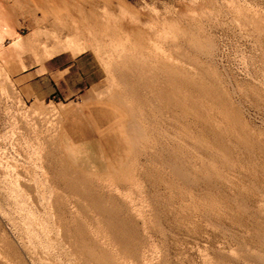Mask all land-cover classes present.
<instances>
[{
  "label": "rangeland",
  "instance_id": "374dc122",
  "mask_svg": "<svg viewBox=\"0 0 264 264\" xmlns=\"http://www.w3.org/2000/svg\"><path fill=\"white\" fill-rule=\"evenodd\" d=\"M72 1L0 0V264H264V0Z\"/></svg>",
  "mask_w": 264,
  "mask_h": 264
},
{
  "label": "bare ground",
  "instance_id": "6f19581e",
  "mask_svg": "<svg viewBox=\"0 0 264 264\" xmlns=\"http://www.w3.org/2000/svg\"><path fill=\"white\" fill-rule=\"evenodd\" d=\"M61 1V0H60ZM70 1H72V0H70ZM107 1V0H106ZM64 2H66L67 4H68V1H63V3ZM73 2V1H72ZM81 2H83V1H81ZM62 3V4H63ZM65 3V6L64 7H66L67 6V4ZM74 3H76L75 1H74ZM121 3H123L122 1L120 2V0H119V4L118 5H120ZM70 4H72V3H70ZM83 4V3H82ZM82 4L80 5V6H82ZM124 4V3H123ZM59 5H60V3H59ZM77 5H79V4H77ZM69 6V5H68ZM79 6V7H80ZM62 7V6H61ZM73 7H74V5H73ZM79 7H77V8H79ZM50 8L51 9H55V5L53 4V5H50ZM61 9V8H60ZM62 9H64L63 7H62ZM61 9V10H62ZM68 8L66 7L65 8V10H67ZM73 9V8H72ZM75 9V8H74ZM76 10V9H75ZM74 10V11H75ZM79 10V9H78ZM68 11H70V10H68ZM68 11H66V12H68ZM71 11H73V10H71ZM70 11V12H71ZM69 12V13H70ZM54 14V13H53ZM73 14V13H72ZM81 14H83V13H81ZM69 15H71V13L69 14ZM74 16V15H73ZM80 16V15H79ZM82 17V16H81ZM84 17V16H83ZM86 17V16H85ZM119 17V16H118ZM86 19H87V17H86ZM117 19V18H116ZM120 19H122L123 20V18H121L120 17ZM115 20V19H114ZM116 21V22H114L115 23V27H117V28H120V30H121V27H123V29L122 30H124V28H126L125 30H127V28H128V26L130 25H127V23L126 22H128V21H126L125 22V24L126 25H124L123 24V21ZM93 21V20H92ZM91 21V22H92ZM106 21V20H105ZM60 22V21H59ZM91 22H90V24H91ZM94 22V21H93ZM110 22V21H109ZM108 22V23H109ZM133 21H131V23H132ZM104 23V22H103ZM107 23V24H108ZM129 23V22H128ZM110 24H111V22H110ZM59 25H61V23L59 24ZM109 25V24H108ZM132 26H133V24H131ZM135 25V27L137 28V30L139 29L138 27H137V25H136V23L134 24ZM64 26V25H63ZM77 26V25H76ZM99 26V25H98ZM126 26V27H125ZM131 26V27H132ZM57 27H59L58 25H57ZM101 27V26H100ZM131 27H129L128 29H130ZM60 28V27H59ZM58 28V29H59ZM71 28H73V26L71 27ZM111 28H112V25H111ZM133 28V27H132ZM130 29V30H128L129 32V34H130V32H132L131 34L133 35V29ZM136 28H134V32L136 31L135 29ZM68 29V28H67ZM101 29V28H100ZM73 30V29H72ZM75 30V29H74ZM124 30V31H125ZM77 31V30H76ZM139 32L140 31H142V30H138ZM138 31H136L135 33H138ZM51 32V31H50ZM49 32V33H50ZM116 32V31H115ZM126 32V31H125ZM51 33H53V32H51ZM50 33V34H51ZM135 33H134V35H135ZM141 34H142V32H140ZM49 34V36H51ZM139 34V33H138ZM138 34H136V36L138 35ZM141 35H139V37H140ZM52 37V36H51ZM68 37V36H67ZM4 38H8V40H9V44H8V47H10V48H12V49H16L17 51H18V49L20 50V49H25L27 46L30 48V49H33V46H31L30 45V43H28V41H27V43L29 44V45H26V41H24L25 39L23 38V37H21L20 35H19V33L17 32V30H16V28L14 27V24H12L11 22H9L8 21V19L6 18V17H4V16H0V47H1V42H2V40L4 39ZM66 38V37H65ZM70 38V37H69ZM72 38V37H71ZM123 38H125V37H123ZM138 38V37H137ZM137 38H135L134 39V41H137L138 39ZM58 40L59 41V37L57 36V35H54L53 34V40ZM64 41H66V43H71V45L72 46H74L73 44H72V39H65V40H63L62 39V42H64ZM139 41V40H138ZM136 42V44L137 43H139V42ZM76 42V41H75ZM133 42V41H132ZM66 43H64L65 45H66V47H68V44H66ZM79 44V43H78ZM135 44V43H134ZM135 44V45H136ZM141 44V43H140ZM43 45V44H42ZM52 45H54V44H51V46H50V48L52 47ZM70 45V46H71ZM142 45V44H141ZM26 46V47H25ZM25 47V48H24ZM43 47H44V45H43ZM62 47V46H61ZM54 48V47H53ZM109 48V47H108ZM56 49V48H55ZM60 48H58V50H59ZM62 49V48H61ZM73 49V48H72ZM130 49V51H131V53L130 54H128V55H124L123 56V60L122 61H124L125 63H126V65H129L130 67H136V63L138 62V56L140 57V59L142 60V62H143V64H145V63H148V64H151L152 63V66H154V67H158V68H160V70H162L163 71V73H165V78H167V79H169V80H171V81H176V79H178V77H179V72H184L183 71V69H181L180 68V66H182L181 65V63L179 62L180 60L179 59H177V57L176 56H174L171 52H166V49H164L163 48V50H162V48L157 44V42H151V48H148L147 46H144V45H142V46H140V47H137V48H133V47H127V50H129ZM0 50H1V48H0ZM2 50H3V48H2ZM53 50V49H52ZM57 50V49H56ZM57 50V51H58ZM74 50V49H73ZM116 50L118 51V53L116 54V56H118L119 57V55H121L123 52H124V50H125V47L122 45V44H120V46H118L117 48H116ZM149 50V51H148ZM10 51V50H9ZM15 51V50H14ZM24 51V50H23ZM32 51V50H31ZM46 51V50H45ZM47 51H49V50H47ZM46 51V52H47ZM53 51H55V50H53ZM5 52V51H4ZM19 52H21V51H19ZM34 52V51H33ZM15 54V53H14ZM47 54V53H46ZM133 54V55H132ZM123 55V54H122ZM150 58L151 59H153V61H151L150 60ZM150 61H149V60ZM119 74L120 75H116V74H114L115 76H116V79H117V81L118 82H123V75L125 74L123 71H121V72H119ZM146 82V81H145ZM130 123H132V120H130L129 121ZM124 128H125V126H123ZM124 128H122L121 127V131H124ZM98 135V134H97ZM104 135V134H103ZM108 139V138H107ZM106 140V139H105ZM107 143H109V142H107ZM105 148H106V150H107V145H106V143L103 141V142H101L100 143V149H102L101 150V152H102V156H106V153H108V151H106L105 150ZM75 151V150H74ZM112 151V150H111ZM110 153V152H109ZM64 156V154L61 156V157H63ZM63 159V158H62ZM69 160H70V157H69ZM71 164V163H70ZM67 167H68V165H67ZM76 173H80V172H76ZM75 173V175H70V173H68V172H64L63 173V177H66L67 179L68 178H72V177H82V175L80 176L79 174L77 175ZM50 176V175H49ZM129 176V178L132 180V182L133 183H135V179H136V173L134 174L133 172L131 173V174H129L128 175ZM70 182V180L68 181V183ZM70 184H72V185H74L72 182L70 183ZM91 185V184H90ZM91 187V186H90ZM73 188V187H72ZM78 190H80V188H77V190H75V192L73 193V194H75V193H78V194H82L83 193V190L82 191H78ZM94 192V191H93ZM83 195V194H82ZM96 199V198H95ZM92 204L95 206L96 205V209L100 212V209H101V204H100V201H99V198L97 197V201H92ZM59 221V220H58ZM61 221V220H60ZM60 223V222H59ZM190 223H192L191 221H190ZM100 226H102V225H100ZM97 231H102V229L100 228V230H98V228H97ZM114 237V236H113ZM114 240V239H113ZM115 241V240H114ZM71 243V242H70ZM138 243V242H137ZM205 246H207V245H205ZM75 249V248H74ZM75 253H77V251H75ZM145 250L143 249V248H139V246H134L133 248H132V255H131V258H130V260H127V258L126 257H123V259L126 261V262H131V263H133V264H144L145 262L143 261L146 257H145ZM185 262V264H197V263H195L194 261H192L191 260V258H189V259H184L183 261H182V263H184ZM263 262H264V260H263ZM163 264H169V260H168V258H166L165 257V261L163 262ZM203 264V263H202Z\"/></svg>",
  "mask_w": 264,
  "mask_h": 264
},
{
  "label": "crops",
  "instance_id": "0c3cea01",
  "mask_svg": "<svg viewBox=\"0 0 264 264\" xmlns=\"http://www.w3.org/2000/svg\"><path fill=\"white\" fill-rule=\"evenodd\" d=\"M48 92H49V90H48ZM33 93H34V94H37V96H39V97H42V96L45 95V93L42 94L38 89H33Z\"/></svg>",
  "mask_w": 264,
  "mask_h": 264
}]
</instances>
